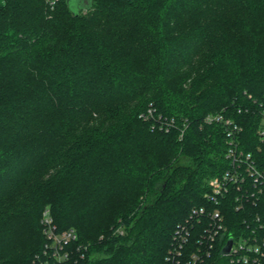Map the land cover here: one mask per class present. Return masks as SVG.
<instances>
[{"label":"trees","instance_id":"1","mask_svg":"<svg viewBox=\"0 0 264 264\" xmlns=\"http://www.w3.org/2000/svg\"><path fill=\"white\" fill-rule=\"evenodd\" d=\"M91 1L75 13L69 0H0V264H32L47 208L77 230L66 264H168L174 233L214 207L209 182L229 168L209 114L244 126L264 166V0ZM150 105L188 120L184 137L154 131ZM234 201L204 264H230L228 237L264 223V194L244 211ZM206 222L190 223L180 264Z\"/></svg>","mask_w":264,"mask_h":264},{"label":"built area","instance_id":"2","mask_svg":"<svg viewBox=\"0 0 264 264\" xmlns=\"http://www.w3.org/2000/svg\"><path fill=\"white\" fill-rule=\"evenodd\" d=\"M259 115L260 123L257 134L263 143L264 104L259 106ZM141 118L151 123L154 131L169 133L179 130L181 138L184 137L189 126L188 120H185L180 126L175 118L160 114L154 105H150ZM203 125H220L222 127L226 142L225 159L229 168L210 182L212 192L208 195V199L213 202L214 207L212 209L205 207L195 209L188 223L180 225L174 233L172 247L167 258L168 264H180L183 261L192 236L190 223L206 220V225L202 232L200 231L197 241L199 250L193 251L187 260V264H204L206 259L211 257L218 242L224 239L227 231L222 203L233 196L236 210L244 211L249 203L256 204V201L264 194V166L260 165L253 152L246 151L242 147L244 126L221 112L205 116ZM251 221L248 234L229 236L222 247L223 249L230 237H233L230 252L224 255L229 258L230 264H264V223L259 216L253 217ZM42 225L46 243L42 252L35 256L32 264H66L74 254L72 246L78 240L77 230L70 228L59 231L49 208L45 209L43 213Z\"/></svg>","mask_w":264,"mask_h":264},{"label":"water","instance_id":"3","mask_svg":"<svg viewBox=\"0 0 264 264\" xmlns=\"http://www.w3.org/2000/svg\"><path fill=\"white\" fill-rule=\"evenodd\" d=\"M71 1H72V0H69L70 5H71ZM78 1L80 2V7H79V8L74 9V8H72V6H71L72 10H73L75 13H79V12L81 11V9H84V10L90 9L91 6H92V1H91V0H78ZM232 245H233V237H230V239H229L227 245L222 249V252H221L222 255H227V254H229Z\"/></svg>","mask_w":264,"mask_h":264},{"label":"rangeland","instance_id":"4","mask_svg":"<svg viewBox=\"0 0 264 264\" xmlns=\"http://www.w3.org/2000/svg\"><path fill=\"white\" fill-rule=\"evenodd\" d=\"M71 6H72V8H74V9H77V8H79L80 7V2L78 1V0H72L71 1ZM212 180H210V182H211ZM209 182V183H210Z\"/></svg>","mask_w":264,"mask_h":264}]
</instances>
